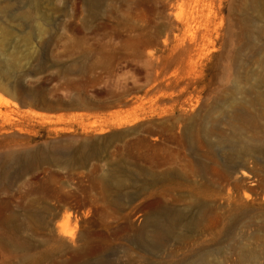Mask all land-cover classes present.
<instances>
[{"label":"rangeland","instance_id":"1","mask_svg":"<svg viewBox=\"0 0 264 264\" xmlns=\"http://www.w3.org/2000/svg\"><path fill=\"white\" fill-rule=\"evenodd\" d=\"M103 1V13L94 22L79 0L42 2L39 10L52 25L40 39L32 40L34 59L22 61L16 76L8 81L0 78V111L9 114L17 125H2L0 120V155L8 151L33 152L43 147L48 154L50 146L58 144V157L70 163H0V264H180L192 245L202 243L181 239L177 214L185 211L192 220L194 213L188 201L179 203L176 192L167 190L179 169L183 170L186 160L192 161L194 155L168 140V127L180 114L181 103L170 96L171 90L158 87L162 79L156 75L155 58L163 54V38L149 47L122 44L134 35L130 26L176 25V17L190 19V32L186 35L206 36L192 60L172 63L167 73H174L180 82L198 78L199 83L195 80L196 85L185 91L183 99L188 93L193 94L192 102L184 105L185 114L201 120L236 80L242 90L255 84V80L244 82V76L251 74L253 79L264 81V18H258L253 7L245 15L252 28L260 31L248 45L240 23V7L246 0H198L191 7H172L162 0L154 4L146 0ZM258 3L264 7V0ZM103 26L107 28L95 30ZM4 28L15 37L25 31L17 22L0 16V33ZM7 46L16 47L20 57L24 54V47L13 39ZM69 66L74 73L60 76L59 72ZM224 69L228 77L222 81ZM163 93L167 97L161 96ZM171 109L174 116L167 115ZM200 120L197 122L201 123ZM175 128L172 133L178 134ZM141 139L143 143L164 147L170 156L165 168L148 169L144 161H136L135 152L145 150ZM83 142L101 147L100 158H91L82 165L76 149ZM193 148L199 154L205 151L202 145L194 144ZM118 164L130 167L129 170L136 164L135 168L143 169V174L136 173L139 184L144 183L140 179L147 172L158 176L164 173L169 182L165 181L163 188L153 187L147 197L139 198L141 187L127 185L116 194L107 193L106 199L98 188V179L108 166ZM158 200L163 208L156 218L167 225V233L159 244L147 246L143 253L137 248L140 238H131L132 245L117 232L124 226H142L143 207ZM55 212L58 215L53 219ZM68 212L71 215L66 219ZM36 214L60 224L58 231L54 226L49 233L32 218ZM10 216L17 236H11L4 225V218ZM170 224L173 227H168ZM70 233L74 238L69 243ZM64 234L67 236L61 238ZM254 235L262 236L264 241L258 225L236 232L237 239ZM80 236L89 239L80 242ZM23 241L25 247L21 246ZM59 241L64 242L61 248ZM90 241L103 247L100 257L93 255L84 262L73 263L75 250ZM205 243L215 245L211 241ZM222 243L230 246L234 242L231 239ZM211 260L236 264L230 251ZM259 262L264 264V259Z\"/></svg>","mask_w":264,"mask_h":264},{"label":"bare ground","instance_id":"2","mask_svg":"<svg viewBox=\"0 0 264 264\" xmlns=\"http://www.w3.org/2000/svg\"><path fill=\"white\" fill-rule=\"evenodd\" d=\"M51 1L53 0H0V16L5 17L8 21L17 22V26L25 30L20 37H15L6 28L1 30V80L8 81L15 77V73L18 72L22 61L29 62L34 59L31 53L32 40L34 38L40 39L43 34L48 33L52 25L46 14L39 10V7L42 2L48 3ZM79 1L88 13L89 19L93 22L97 21L101 13H103L104 1ZM146 1L154 4L158 0ZM162 1H166L172 7H191L198 2V0ZM252 7L255 9L258 18H264V7L258 3V0H246L241 5L240 23L243 27V38L248 45L260 35V31L252 28L253 24L251 25L245 16ZM176 21V25L159 23L155 26L148 25L145 28L130 26V30L134 35L122 45L131 43L137 48L142 46L149 47L157 44L159 38H163V54L155 58L157 62L156 75L162 79V83L158 87L159 89L171 90L170 96H174L178 104L181 103L180 114L174 118V124L168 127L171 132L168 140L174 142L176 147L187 148L191 155H194L193 160H186L184 169H179L178 174L174 177L175 182L167 181L168 176L164 173L158 176L155 173L150 174L147 172L144 179H142L143 177L141 178L142 180L140 179L142 182L144 180V183L139 184V175L137 176L136 173L143 174L144 172L143 169L135 168L137 164L132 167L134 168L133 170H129L128 168L130 167L126 169L122 164L108 166L107 170H105L106 172L98 179V188L103 191L104 197L107 199V193L116 194L127 185H131V187L138 186L141 187L139 198H143L152 194L151 189L153 187L161 185L163 188L164 182L167 181L169 182L167 190L173 189L176 192V199L179 203L188 201L194 213L192 220L188 219V214L185 211L177 214L179 230L182 232L181 239L202 241L199 245H192L188 249L185 258L179 260L180 264H221L216 260H211V258H216L219 255L223 256L227 251H230V254L235 256L236 264H261L259 260L264 259V241L262 236L254 235L237 239L236 232L241 231L243 228L258 225L264 238V81L259 78L253 79L255 77L251 74L242 77V80L246 83L255 80V84L249 90H242L237 80L235 83L232 81L233 84L230 85H233V87L230 91L219 98L203 119L200 120L185 114L184 105L191 103L194 96L192 93H188L186 99H183V96L190 86L196 85V79H187L184 82H180L174 73H167V68L172 63L192 60L206 35L204 33L186 35L190 32V19L176 17ZM112 27V32H114L116 29H114V26ZM106 28L103 26L95 28V30ZM12 39L24 47V54L21 57L18 56L16 47L9 48L7 46ZM107 46L109 48L113 47L110 44H107ZM163 64L164 67H162ZM71 73L74 72L69 66L63 68L59 75L67 76ZM223 73L222 81L227 80V69H224ZM197 80L196 82H198ZM165 94L163 93L161 96L167 97ZM242 94H245L246 97L239 98L238 95ZM168 114L174 116V109H171ZM10 117L9 114L0 111L2 125L8 124L10 127H17ZM197 120L202 122L198 123ZM175 127L178 129V134L175 133L176 135L172 133L176 129ZM212 138H214L213 141ZM139 142L142 144V139ZM143 144L145 150L135 152L133 156L136 161H144L148 169L156 168L158 170L161 167L165 168L170 156L164 150V147L159 144ZM194 144L202 145L205 149L204 153L195 152ZM59 147L60 145L58 144L51 145L48 154H46L45 147L38 148L33 152L8 151L0 155V163H3V165L13 164L24 160L35 164L38 162H49L69 166L70 163H64L58 157ZM76 153V157L78 159L81 158L82 161L80 163L82 164L91 158H100L101 147L96 148L83 142L76 149ZM80 163L78 164L79 166ZM132 172L135 173L134 178ZM1 183L2 177L0 175V190ZM68 198V196L65 197V199ZM162 208L163 205L159 200L147 204L143 207L144 220L142 226L139 228H135L133 225L130 227L124 226L118 230L117 234H123V240L132 245L133 241H130L131 238H140L137 248L146 253L147 246L159 244L167 233L165 228L167 225L159 222L156 218V214ZM69 213L65 214L66 219L71 215ZM41 215H32V218L34 219L35 217L36 221L41 222L40 224L49 233L53 232L54 226L57 227L56 230L58 229L60 224L57 225L53 221L57 217L58 212L52 215V220L47 219V221H45V216L43 215L42 217ZM12 221V216L6 217L4 218V225L9 229L11 236H17L18 232L11 224ZM104 227L107 226L104 225ZM168 227L173 226L170 224ZM65 235L63 237L60 236L64 238ZM67 235V241L70 243L74 236L72 233ZM79 239L82 242L89 238L80 236ZM231 239L234 242L232 245H223L222 242ZM206 241H211L215 245L211 247L205 243ZM25 244L23 241L21 246L25 247ZM58 244V248H61L64 242L59 241ZM58 248H56L57 251L59 250ZM102 251L103 247L92 245L90 241L85 247L75 250L72 254V262L74 263L78 260L84 262L93 255L99 258Z\"/></svg>","mask_w":264,"mask_h":264}]
</instances>
